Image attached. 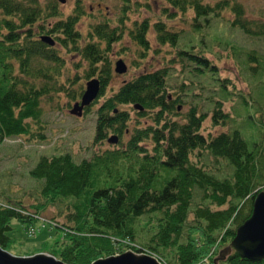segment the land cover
<instances>
[{"label": "trees", "instance_id": "1", "mask_svg": "<svg viewBox=\"0 0 264 264\" xmlns=\"http://www.w3.org/2000/svg\"><path fill=\"white\" fill-rule=\"evenodd\" d=\"M119 1L117 23L105 17L91 24L85 37L78 27L93 14L84 7V0H75L70 13L62 10L61 0H0V162L1 147L9 139L23 138L28 144L47 141L41 106L44 98L65 91L74 101L82 99L83 86L76 94L50 83L64 66L61 52L79 54L87 63L84 78L101 83L99 97L92 107H85L87 112L105 96L113 79L109 59L113 45L128 34L145 58L152 31L159 44L175 49L171 63L182 67L180 75L188 71L191 76H215L222 88L221 98L213 112L210 108L203 112L202 105L192 104L182 113L184 98L193 101L198 94L185 92L193 86L186 82L171 87V92L170 67L143 72L125 82L97 112L93 144L100 151L92 160L77 162L69 152L40 156L29 171L39 184L29 204L10 196L7 180L13 170L5 174L0 170V246L9 250L16 222L32 235L37 222L43 220L50 228L63 231L61 252L53 251V255L66 264H92L126 249L152 254L163 264H215L237 229L251 217L254 201L264 191V120L258 118L260 112L253 101L237 93L231 79H220L218 64L207 54L206 46H199L201 50L178 48L185 30H173L168 21L191 9L194 28L199 27L200 18L209 27L210 17L221 20L228 10L232 18L223 19L231 27L250 37H264V19H250L235 0L215 4L159 0L168 5L164 14L169 20L151 24L148 19H131L139 2ZM42 37L52 38L55 44ZM235 98L240 101L238 107H253L244 114L246 124L238 123L232 131L217 135L205 132L209 115L214 126L230 121L225 105ZM249 127L254 129L247 136ZM254 133L263 138L256 140ZM106 142L116 149H103L101 144ZM148 142L153 148L146 146ZM219 161H225L232 173L220 178L218 169L209 168ZM58 207L65 212L63 222L56 216L51 220L43 217L46 210ZM150 215L155 220L148 218L140 233L139 221ZM150 233L143 245L137 243L138 237ZM218 264H264V259L252 261L233 251Z\"/></svg>", "mask_w": 264, "mask_h": 264}, {"label": "rangeland", "instance_id": "2", "mask_svg": "<svg viewBox=\"0 0 264 264\" xmlns=\"http://www.w3.org/2000/svg\"><path fill=\"white\" fill-rule=\"evenodd\" d=\"M140 3L138 10H134L130 15L131 19L150 20L151 24L159 21L169 20L164 14V9L168 5L164 1L159 0H136ZM190 2V0H188ZM203 4H215L220 0H198ZM242 4L250 19H264V0H235ZM75 0H66L60 6L66 13L72 12ZM84 7L91 12L92 17H86L79 25L80 31L86 37L89 33L91 24L103 21V18H113L114 24L117 23L121 15V3L119 0H84ZM164 14V15H163ZM210 17V26L207 27L204 19L200 18L199 27L195 29V13L191 9L185 14L179 15L175 20H169L168 25L174 30L183 31L182 37L178 42L179 49H189L192 46L201 50L199 46L205 47L207 54L218 64L219 76L221 78H229L236 84L237 93L246 96L252 102L254 107L260 112L258 118L264 120V37H250L243 31L233 28L224 19H231L232 14L228 10L223 13V20L212 19ZM117 25V24H116ZM129 27L131 24H128ZM131 28V27H130ZM170 29V28H169ZM151 40V48L145 58H141L140 54L143 50L136 44L132 37L124 34L122 41L115 43L109 53V59L112 65L113 79L106 90L104 97L100 98V102L93 107L91 112H87L84 108L81 117L70 114V110L81 99L74 101L65 91L52 92L42 101V110L44 115L43 122L47 128V141L40 144H28L23 138H13L5 141L1 147L0 170L6 173L7 170H13V176L7 180L10 184V196L22 199L25 204L33 201L35 188L39 187L30 176L29 171L35 165L38 158L42 155H52L60 152L71 153L77 162L84 159L92 160L96 154H99V146H94V137L97 126V112L104 105L107 98L111 97L114 92L127 81L143 74V72H152L161 68L170 67L168 84L170 91L179 86L180 83L186 82L188 86L185 92L197 93L194 100L184 98L185 104L182 106V113H186L192 104L203 106V112L209 108L213 112L214 104L221 98L220 83L215 80V76H191L189 72L180 75L182 70L180 65H172V60L176 55V51L169 45H161L158 43L156 32L152 31L149 35ZM243 52H239V50ZM257 54H256V53ZM241 54V55H239ZM261 55V56H260ZM64 58V66L60 69V73L56 76V80L50 81L52 85H63L71 89L72 92H80L82 86L86 90L89 80L85 79V69L87 63L77 53L61 52ZM123 60L128 66L126 73L120 74L115 71L117 61ZM251 66V71L249 67ZM254 68V69H253ZM255 69H257L255 71ZM185 70H187L185 68ZM252 72V73H251ZM99 74L95 76L98 78ZM43 84V83H42ZM223 93V92H222ZM214 98V99H213ZM238 98L228 101L225 109L230 113V121L226 125L214 126L210 115L205 122V132L212 131L214 135L222 132H228L235 129L238 123L246 124L244 114L247 110H253V107L246 108V105H240ZM132 109V116L136 118V110ZM130 112V113H131ZM135 113V114H134ZM145 121V120H143ZM133 120L131 124H136ZM254 127L246 130L247 136H250ZM257 131L255 128L254 132ZM256 140H261V133H254ZM112 140V139H111ZM113 141V140H112ZM103 149H116L110 143L106 142L102 145ZM146 146L153 148L151 143ZM214 162V161H213ZM209 168L218 169L219 175H227L232 173L233 169L225 162L219 161L218 164H211ZM221 178V176H219ZM32 195H28V194ZM43 214L44 218L52 219L55 216L59 221L63 222L64 214L62 207L48 209ZM148 218L155 220L150 215L141 218L137 230L142 232L141 227L147 225ZM45 223V227H43ZM14 230L11 232L13 238L9 251L18 256H26L38 253H51L53 251L61 252L63 247L64 233L62 230L50 228L48 222L39 220L35 225L34 233L28 232L19 223L14 224ZM152 235L150 233L146 238H137L138 244L144 242ZM120 253V252H119Z\"/></svg>", "mask_w": 264, "mask_h": 264}, {"label": "water", "instance_id": "3", "mask_svg": "<svg viewBox=\"0 0 264 264\" xmlns=\"http://www.w3.org/2000/svg\"><path fill=\"white\" fill-rule=\"evenodd\" d=\"M66 0H61L65 3ZM43 41L55 44L49 37H42ZM128 70V66L123 60L117 61L115 71L123 74ZM101 83L98 79L90 80L80 103H76L71 110V114L81 117L85 107H89L99 96ZM112 141V140H111ZM117 142V140H113ZM112 141V142H113ZM233 251L242 257L252 261L264 259V191L256 197L253 205V212L238 229L236 235L229 246L224 248L215 259V264L224 261ZM0 264H66L61 259L51 253H38L26 256L12 254L9 250L0 246ZM92 264H162L154 255L128 250L121 254L101 258Z\"/></svg>", "mask_w": 264, "mask_h": 264}, {"label": "bare ground", "instance_id": "4", "mask_svg": "<svg viewBox=\"0 0 264 264\" xmlns=\"http://www.w3.org/2000/svg\"><path fill=\"white\" fill-rule=\"evenodd\" d=\"M163 262H164V261H163ZM163 262H162V263H163ZM165 264H166V263H165Z\"/></svg>", "mask_w": 264, "mask_h": 264}]
</instances>
